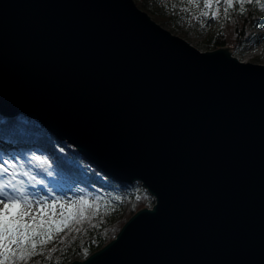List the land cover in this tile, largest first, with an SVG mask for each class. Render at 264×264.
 <instances>
[{"label":"water","instance_id":"water-1","mask_svg":"<svg viewBox=\"0 0 264 264\" xmlns=\"http://www.w3.org/2000/svg\"><path fill=\"white\" fill-rule=\"evenodd\" d=\"M132 0H0V114L152 198L69 264H264V67Z\"/></svg>","mask_w":264,"mask_h":264},{"label":"trees","instance_id":"trees-1","mask_svg":"<svg viewBox=\"0 0 264 264\" xmlns=\"http://www.w3.org/2000/svg\"><path fill=\"white\" fill-rule=\"evenodd\" d=\"M161 1H165L164 5ZM261 3L264 0H260ZM139 9H149L156 23H165L166 14H173L175 8L187 9L182 0H135ZM220 12L214 31L210 33L203 44L205 52H213L219 48L227 49L235 53L248 43H255L259 37V29L263 25V16L260 14L256 0L251 3L244 0L245 12L241 14L238 0H233V8L229 10L228 19L224 18V4L220 0ZM3 146L0 153L8 154L19 164L22 172H31L36 178L39 175L50 177L54 182L64 181L70 184L76 192V204L68 205L64 210L67 216L71 206L74 215L79 216L81 199L88 200L90 204H99V214L91 218V227L88 220L76 225L81 231H73L66 235L68 229L58 235L53 233L51 243L37 245V255L17 264H69L74 261L81 262L91 254L99 251L112 241L118 234L124 223L140 209H149L153 205L152 198L138 184L130 185L115 183L102 175L97 169L85 162L78 153L65 142L56 140L37 123L23 116L5 118L0 115V145ZM1 147V146H0ZM36 157L44 161L41 167ZM139 197V199H138ZM114 208L110 214L104 215L105 207ZM85 215L92 210L85 206ZM54 219L61 220L58 214ZM69 224V227L73 226ZM63 242H60V241ZM43 248V253L41 252ZM56 248L57 251H52Z\"/></svg>","mask_w":264,"mask_h":264},{"label":"snow or ice","instance_id":"snow-or-ice-1","mask_svg":"<svg viewBox=\"0 0 264 264\" xmlns=\"http://www.w3.org/2000/svg\"><path fill=\"white\" fill-rule=\"evenodd\" d=\"M220 3V0H216ZM249 3L252 0H248ZM240 5V12H245L244 0H238ZM256 3L264 8V3L260 0H256ZM224 4V18L228 19L229 10L233 8V0H223ZM205 9L213 7L212 0H205L203 4ZM201 15H208L207 11L201 13ZM213 18L219 16V12L212 13ZM39 166H44V161L35 158ZM12 165L9 159L4 158V154L0 153V264H17L18 261H25L37 255V245H45L51 243L54 239L53 233L57 235L60 232H64L65 228L68 229L66 235L73 231L79 232L81 229L76 225L83 224L87 219L91 227H95L91 223V218L99 214V204H90L88 200L81 199L78 203L81 205L79 209V216L74 215V210L70 206L67 211V216H64L63 211L60 215L63 217L61 220L54 219L56 207L59 204L61 210L64 208V204L60 201L52 200L51 202L42 201L39 198V194L36 191H30L23 186V182L16 180V176L24 175L28 176V172L17 173L15 171L10 172L9 168ZM48 175H52L51 172ZM34 179V178H33ZM54 190V189H53ZM43 191V189H41ZM47 195V193H45ZM139 199V197H138ZM76 204L77 202H72ZM92 211L85 215L86 208ZM38 209L39 216H30L24 209L31 210L33 208ZM50 208L52 210V216L47 219L45 216V209ZM114 208L105 207L104 215L110 214V211H114ZM31 220V223L26 221V218ZM73 223L72 227H69L70 223ZM60 242H63L62 240ZM52 251H57L53 248ZM43 253V248L41 252Z\"/></svg>","mask_w":264,"mask_h":264},{"label":"rangeland","instance_id":"rangeland-1","mask_svg":"<svg viewBox=\"0 0 264 264\" xmlns=\"http://www.w3.org/2000/svg\"><path fill=\"white\" fill-rule=\"evenodd\" d=\"M132 1L135 4V0ZM182 1L186 4L187 9L175 8L173 14H166L165 17L168 20L163 24L153 21V16L149 13L148 8H137L140 11L144 12L150 18V20L157 24L160 28L164 29L171 35L182 39L198 52L204 53V41L206 37L214 31L217 23V17L213 18L212 13L217 11L220 12V3H217L216 0H212L213 7L210 9H205L203 7L205 0ZM164 3L165 1H161V4L164 5ZM204 11L208 12L207 16L201 15V13ZM259 11L263 16V25L259 29V37L257 41L255 43L246 44L243 49H240L235 53H231V51L229 50L228 52L230 53L229 55L238 62L250 63L253 65L264 67V8L259 7ZM250 51L254 53L251 58L249 56ZM255 52H257V54ZM0 146V149H3V147L10 150L13 149L12 147L8 148L5 144H1ZM4 158L9 159V162L12 165V167L9 168L10 172H22L19 164L14 161L8 154H4ZM28 173V176L18 174L16 176V180L22 181L23 186L28 190L36 191L42 201H60L64 204V210L68 205L73 204L72 202L76 200V192L74 191L73 187L67 182H54L50 175H48V173L46 174V176L39 175L38 178L33 176L31 172ZM41 189H43V191H41ZM45 193H47V195ZM63 210H61L58 204L56 207L55 215L60 214ZM24 211L28 212L30 216L40 215L38 209H36L35 207L31 210L24 209ZM52 215V210L50 208L45 209V219ZM25 219L27 222L31 223V220H28L27 217Z\"/></svg>","mask_w":264,"mask_h":264},{"label":"bare ground","instance_id":"bare-ground-1","mask_svg":"<svg viewBox=\"0 0 264 264\" xmlns=\"http://www.w3.org/2000/svg\"><path fill=\"white\" fill-rule=\"evenodd\" d=\"M255 53L257 54V52H255ZM258 53H259V52H258ZM259 54H260V53H259ZM259 54H258V55H259ZM253 55H254V53L250 51V54H249L250 58H251ZM0 115H1V114H0Z\"/></svg>","mask_w":264,"mask_h":264}]
</instances>
